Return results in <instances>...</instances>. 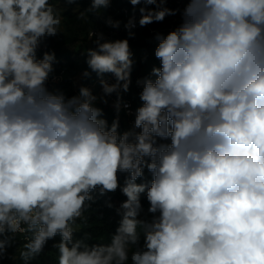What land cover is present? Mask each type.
<instances>
[{"label":"clouds","instance_id":"clouds-1","mask_svg":"<svg viewBox=\"0 0 264 264\" xmlns=\"http://www.w3.org/2000/svg\"><path fill=\"white\" fill-rule=\"evenodd\" d=\"M127 2L128 38L92 31L95 47L82 53V78L95 73L102 94L81 85L69 97L48 87L55 51L38 53L80 0H0V264L18 235L23 264L57 236L58 264H264V0ZM111 4L89 0L79 18ZM177 15L173 30L155 34L159 66L137 80L141 104L121 131L129 38ZM113 93L109 124L97 105ZM117 190L125 199L106 201L120 217L106 242L77 239L93 193Z\"/></svg>","mask_w":264,"mask_h":264},{"label":"trees","instance_id":"trees-1","mask_svg":"<svg viewBox=\"0 0 264 264\" xmlns=\"http://www.w3.org/2000/svg\"><path fill=\"white\" fill-rule=\"evenodd\" d=\"M128 5H130L127 0H124ZM58 3V2H57ZM89 0H80L79 5L81 6L82 11L88 7ZM171 4H177L174 0L168 4V7ZM131 6V5H130ZM132 7V6H131ZM99 18L88 15L86 19H83V32L82 37L80 36V45L82 48L86 45L87 48H94L95 44L92 43L88 39V31L96 26ZM154 27H160L162 25H167L163 23H153L151 24ZM128 38L127 32L118 37V39ZM49 40V39H48ZM47 40V42H48ZM157 41L152 38V35L149 33L147 29H139L135 31V37L129 38L130 46L139 47L143 51V56L141 57L138 53H133L131 57L133 59V70L131 73V78L134 79V82L137 80L149 77L153 66H159V61L155 58V48L157 46ZM132 51V48H130ZM49 50L47 47L41 48L38 55H42L43 51ZM54 51V50H53ZM56 54V62L53 64L54 71L60 72L62 70L67 72L68 76H73L75 71L78 68V56L80 54V49L77 51H70L66 48L60 47L58 50H55ZM82 59L85 62L86 57L82 55ZM86 63V62H85ZM109 75V74H107ZM89 80V79H88ZM52 90L59 89L63 91L67 96H73L78 94V90L70 79L66 78L62 82L58 83L54 87H49ZM139 93L135 90L134 87H130V96L134 97L136 100V105L138 107L139 102ZM103 108V107H102ZM104 114L109 124L112 122L115 111L113 108L105 107ZM120 130L124 131L128 128L127 120L124 115L120 113ZM125 175H120V183L123 185ZM144 180L150 181L151 174L145 169ZM141 182V181H138ZM96 197L95 203L92 204L91 208L88 210L86 215L88 216L87 223H82L78 221L80 224V231L76 233V238L79 239L83 236L84 232H91L93 236V241L91 242H100L101 240H107L108 234L112 233L116 226L120 217L116 214L114 208H108L106 206V201H111L114 205H119L121 201L125 199V197L121 194L119 190L115 193H108L106 196H100L97 193H93ZM142 203L145 209V212L148 207V202L146 198L142 197ZM60 237L57 236L55 240H49L46 244L44 251L35 259L30 261V264H58V250L53 247V245L59 242ZM25 240L21 239L20 236H17L15 242L11 247L8 248V258H6L2 264H23V262L19 259V251L18 249L22 248Z\"/></svg>","mask_w":264,"mask_h":264},{"label":"built area","instance_id":"built-area-1","mask_svg":"<svg viewBox=\"0 0 264 264\" xmlns=\"http://www.w3.org/2000/svg\"><path fill=\"white\" fill-rule=\"evenodd\" d=\"M131 11H132V7L130 5H128L124 0H112V4L111 7L108 8L103 15L99 18L98 23L96 24V26H94L93 28H91L88 31V39L93 43V41L95 40V36H90V33L93 32H103L105 39L107 40H116L118 39V37H120L121 35H123L124 33H126L123 24L127 21V19L129 18V16L131 15ZM138 13H137V17H138ZM112 17L114 20H120L121 23V27L117 30V29H113L111 27H108L104 20L106 17ZM147 29L149 31V33L152 35V38L155 39V34L157 32L160 33H164L167 34L169 31L173 30V27H170L169 25H162L160 27H154L151 24L146 26V27H139L137 26L136 29H134L133 31L139 30V29ZM156 40V39H155ZM70 79V81L73 82V84H76V81L74 79L73 76H68L67 72L62 70L60 72L57 71H53V73L51 74L49 81H48V87H54L56 86L58 83L62 82L64 79ZM109 83H114V77L109 74L106 75L104 77ZM131 86L130 87H134L136 91L141 92L142 90V85H138L137 82H134L133 79L131 78ZM99 81H96V83L99 85V90H100V94H102V87L100 85V83H98ZM95 83V85H96ZM130 89L127 93H123L121 91V95L123 96L124 101L128 102L130 104V109L127 111H122L121 114L125 116L128 126L131 127L135 118V110L137 108L136 105V100L134 97L130 96ZM116 93H113L110 97H109V103L110 106L112 108V102L115 101L116 99ZM141 102H139L138 106H140ZM20 236V235H18ZM21 239L24 240L23 236H20Z\"/></svg>","mask_w":264,"mask_h":264},{"label":"rangeland","instance_id":"rangeland-1","mask_svg":"<svg viewBox=\"0 0 264 264\" xmlns=\"http://www.w3.org/2000/svg\"><path fill=\"white\" fill-rule=\"evenodd\" d=\"M57 7H63L59 2L56 4ZM182 4H171L169 7L176 8L182 7ZM82 12L80 5H71L67 6V10L62 12L63 21H62V34H58L56 37L48 38V42L46 40V47L51 50L55 51L58 50L60 47L66 48L70 51H77L80 49V54L77 58L78 60V68L75 71L73 77L76 81L75 87L79 90L81 85L87 86L92 89L94 94L100 95L99 85L96 81H99L96 74L92 73L91 78L83 79L82 72L87 69V64L82 59V53L87 49L85 45L83 48L80 45V36L82 37L83 32V19L79 18V14ZM180 17L177 15L175 17H168L163 21V24H167L173 29L179 24ZM41 48H45L42 46ZM132 48V53H138L141 57L143 56V51L138 46H130ZM107 75V74H106ZM105 75V76H106ZM134 80V79H133ZM96 83V85H95ZM99 83V82H98ZM99 107H109L110 104L107 106L103 104L97 105ZM111 108V107H110Z\"/></svg>","mask_w":264,"mask_h":264}]
</instances>
